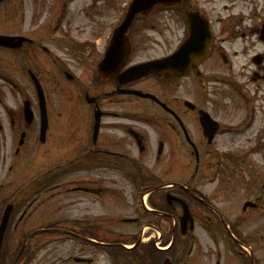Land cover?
<instances>
[{
    "label": "flooded vegetation",
    "instance_id": "af4514ba",
    "mask_svg": "<svg viewBox=\"0 0 264 264\" xmlns=\"http://www.w3.org/2000/svg\"><path fill=\"white\" fill-rule=\"evenodd\" d=\"M130 1L0 3V35L10 39L0 46V219L12 206L0 264H27L34 248L47 264H161L172 253V264H181L175 259L191 254L199 228L215 247L210 264L222 257L264 264V0L156 5L129 27L123 67L113 60L103 68L118 79L105 77L98 66ZM157 19L161 54L150 59L174 67L196 52L195 61L186 75L122 83L121 73L139 62L137 30ZM153 83L167 108L160 114L149 99L126 93L149 92ZM156 187L144 207L143 193ZM167 193L186 202L189 218L181 220V205ZM123 207L135 214L129 251L115 237L101 239L115 227L105 216L120 217ZM18 243L20 262L12 252ZM192 255L195 262L198 245Z\"/></svg>",
    "mask_w": 264,
    "mask_h": 264
},
{
    "label": "rangeland",
    "instance_id": "374dc122",
    "mask_svg": "<svg viewBox=\"0 0 264 264\" xmlns=\"http://www.w3.org/2000/svg\"><path fill=\"white\" fill-rule=\"evenodd\" d=\"M150 24H154L155 26V30H151V26ZM161 22L160 19H157L155 22L149 23V25H147L146 27H142V29H140L139 31L137 30L136 32V38H139L138 36L140 35L142 38V43H141V47L137 49L136 54H135V60H143L146 58H150L153 56H157L160 55V49L162 46V42H163V35L161 33ZM177 36V33H174L173 35H170L168 38L169 39H175ZM146 43V45L144 46V44ZM143 84H149V81L142 83ZM149 105V104H147ZM156 114H160V111H155ZM21 184L20 183H14L13 185H10L11 187H13L12 189H16L19 188L18 186ZM10 188V187H9ZM114 202L113 200H107L106 203H110L111 206H113ZM120 203V202H119ZM130 206H132V201H130ZM105 209V208H104ZM94 212H97L96 210ZM122 213H124V216H134L135 214L127 207H123ZM105 220H109L108 225H113L115 224V218H109L107 216H105ZM113 229H111V233L109 234L110 237L108 236V234H105V237H101V239L103 240H114V237L116 240H121L123 242H128L129 241V236L131 235V231H134L133 229H135L134 227H130L127 224L124 225H120V227H113ZM107 233V232H106ZM196 233H198V235L200 236L201 233H206L205 231H203L201 228L197 229ZM207 241V236H203L201 238V242L203 244V242ZM218 241V240H217ZM12 242V240H11ZM211 246V245H210ZM202 251H203V255L201 254L198 259L195 262H192L189 264H205V259L208 258L207 257V252H206V247L202 246ZM54 250H57L59 252H64L65 249L64 248H60V247H54ZM212 261L215 262V259L212 257ZM223 257H222V262L221 264H223Z\"/></svg>",
    "mask_w": 264,
    "mask_h": 264
},
{
    "label": "water",
    "instance_id": "95a60500",
    "mask_svg": "<svg viewBox=\"0 0 264 264\" xmlns=\"http://www.w3.org/2000/svg\"><path fill=\"white\" fill-rule=\"evenodd\" d=\"M139 1H144V0H135L134 4L131 6L130 11L127 15L126 20L123 22V24L120 26L117 35H121L123 34V32L125 31V29L128 27V25L130 24L134 14L136 13V10L139 9V7H137V4ZM147 1H151V0H147ZM161 63H152L149 64L148 66H144L142 65L141 67H137L136 70H133V73H138V75H143L145 73H147L150 69H152L153 67H160Z\"/></svg>",
    "mask_w": 264,
    "mask_h": 264
}]
</instances>
